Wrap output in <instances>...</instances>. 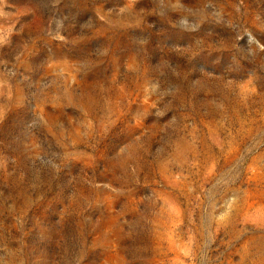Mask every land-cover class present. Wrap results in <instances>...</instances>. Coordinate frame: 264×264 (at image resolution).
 <instances>
[{"label": "rangeland", "instance_id": "rangeland-1", "mask_svg": "<svg viewBox=\"0 0 264 264\" xmlns=\"http://www.w3.org/2000/svg\"><path fill=\"white\" fill-rule=\"evenodd\" d=\"M0 264H264V0H0Z\"/></svg>", "mask_w": 264, "mask_h": 264}]
</instances>
